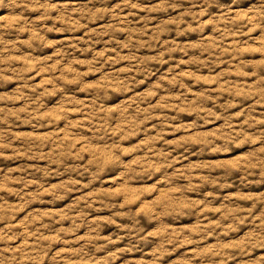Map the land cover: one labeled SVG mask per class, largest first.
Listing matches in <instances>:
<instances>
[{"label":"clouds","instance_id":"9594fccd","mask_svg":"<svg viewBox=\"0 0 264 264\" xmlns=\"http://www.w3.org/2000/svg\"><path fill=\"white\" fill-rule=\"evenodd\" d=\"M0 264H264V0H0Z\"/></svg>","mask_w":264,"mask_h":264}]
</instances>
